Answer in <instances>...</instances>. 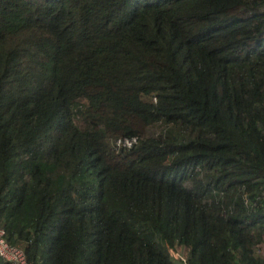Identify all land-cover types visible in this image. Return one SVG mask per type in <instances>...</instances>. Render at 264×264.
Here are the masks:
<instances>
[{
    "label": "trees",
    "instance_id": "trees-1",
    "mask_svg": "<svg viewBox=\"0 0 264 264\" xmlns=\"http://www.w3.org/2000/svg\"><path fill=\"white\" fill-rule=\"evenodd\" d=\"M0 226L34 264H264V0H0Z\"/></svg>",
    "mask_w": 264,
    "mask_h": 264
},
{
    "label": "built area",
    "instance_id": "built-area-1",
    "mask_svg": "<svg viewBox=\"0 0 264 264\" xmlns=\"http://www.w3.org/2000/svg\"><path fill=\"white\" fill-rule=\"evenodd\" d=\"M135 138H126L123 140H117V146L131 145L135 142ZM0 258L5 261L11 262L12 264H33L28 261L24 250L20 247L11 245L8 243L5 237V230L0 226Z\"/></svg>",
    "mask_w": 264,
    "mask_h": 264
},
{
    "label": "rangeland",
    "instance_id": "rangeland-1",
    "mask_svg": "<svg viewBox=\"0 0 264 264\" xmlns=\"http://www.w3.org/2000/svg\"><path fill=\"white\" fill-rule=\"evenodd\" d=\"M258 252L264 253V242L259 246ZM170 253H171V256L174 258V260L176 261V264L184 263V258H185L186 253L184 252L182 248L171 250Z\"/></svg>",
    "mask_w": 264,
    "mask_h": 264
},
{
    "label": "clouds",
    "instance_id": "clouds-1",
    "mask_svg": "<svg viewBox=\"0 0 264 264\" xmlns=\"http://www.w3.org/2000/svg\"><path fill=\"white\" fill-rule=\"evenodd\" d=\"M130 138H135L136 139V141L135 142H133L131 145H125V146H117L116 145V141L117 140H123V139H126V138H123V139H117V140H115V142L113 143V145H114V147L115 148H121V147H131L133 144H135L136 142H137V137L136 136H133V137H130ZM2 227V226H1ZM3 228V227H2ZM4 229V228H3ZM5 230V229H4ZM5 237H6V232H5ZM7 240V239H6ZM9 243V242H8ZM12 245V244H11ZM14 246H16V245H14ZM17 247H19V246H17ZM21 248V247H20ZM23 249V248H22ZM25 253V252H24ZM26 255V254H25ZM27 258V257H26ZM2 259V258H1ZM29 261V260H28ZM11 263V262H10ZM12 264V263H11ZM34 264V263H33Z\"/></svg>",
    "mask_w": 264,
    "mask_h": 264
}]
</instances>
